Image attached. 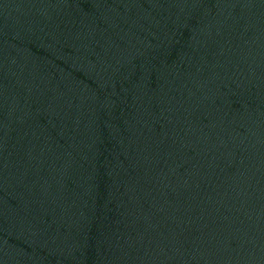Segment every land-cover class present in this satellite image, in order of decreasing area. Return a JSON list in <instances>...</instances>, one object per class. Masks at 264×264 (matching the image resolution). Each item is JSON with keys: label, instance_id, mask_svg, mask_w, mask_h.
<instances>
[{"label": "water", "instance_id": "water-1", "mask_svg": "<svg viewBox=\"0 0 264 264\" xmlns=\"http://www.w3.org/2000/svg\"><path fill=\"white\" fill-rule=\"evenodd\" d=\"M0 264H264V0H0Z\"/></svg>", "mask_w": 264, "mask_h": 264}]
</instances>
